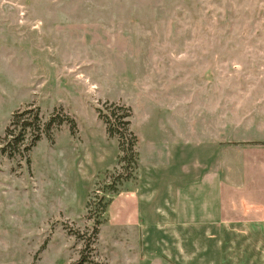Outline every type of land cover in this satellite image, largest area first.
Here are the masks:
<instances>
[{
  "label": "rangeland",
  "instance_id": "374dc122",
  "mask_svg": "<svg viewBox=\"0 0 264 264\" xmlns=\"http://www.w3.org/2000/svg\"><path fill=\"white\" fill-rule=\"evenodd\" d=\"M107 102L132 108L141 154L150 138L170 135L165 118L146 128L156 108L183 115L169 140L189 159L218 142L263 143L264 0H0V264H180L173 241L156 242L155 223H114L118 202L97 235L85 218L86 146L118 150L97 112ZM32 108L44 123L57 113L76 128L64 124L14 153L7 130ZM216 230L181 248L182 264H264L261 228L250 239L234 231L230 253Z\"/></svg>",
  "mask_w": 264,
  "mask_h": 264
},
{
  "label": "crops",
  "instance_id": "0c3cea01",
  "mask_svg": "<svg viewBox=\"0 0 264 264\" xmlns=\"http://www.w3.org/2000/svg\"><path fill=\"white\" fill-rule=\"evenodd\" d=\"M158 109L147 114L145 126L150 128L154 126V120L163 121L165 118L169 121L165 126L171 129L170 135L155 141L153 138L149 139V144H153L149 146V151L143 153L145 156L140 153L137 180L129 190L121 192L113 199V202H118L121 213V217L113 222L131 227L155 223L156 233L162 238L158 240L154 236L156 242L161 245L166 237L173 241L174 257L180 264L184 263L180 249L196 248L198 232L222 229L220 231L225 232L223 235L228 238V245L223 242L222 250L226 252L224 247H228L230 253L232 244L229 241L232 237L235 239L234 231L244 233L242 239L252 237L249 231L252 228H261L264 231V146H230L226 142H218L202 157L195 154L189 159L186 151L180 150L177 153L169 140V137L174 140L176 132H181L176 123L184 119L183 115L177 114L178 111L166 112ZM164 134L169 132L164 131ZM221 150H224L223 155L220 154ZM89 153L91 154L88 155ZM117 154L118 150L112 144L86 146V154L81 158L84 161H80L81 166H89V170L84 172L88 185L82 196L85 203L95 177L115 166ZM146 154H153L152 163ZM75 158L78 159L76 152ZM70 207L75 210L72 202ZM184 232L195 234L184 238ZM172 233L175 234L174 238ZM209 237L214 236L210 233ZM258 239L261 241L263 236L256 234L254 241ZM260 246L263 247V244ZM164 253L160 258L164 257L170 262ZM192 258L187 262L193 261ZM240 259L238 257L237 262Z\"/></svg>",
  "mask_w": 264,
  "mask_h": 264
},
{
  "label": "trees",
  "instance_id": "16d2710c",
  "mask_svg": "<svg viewBox=\"0 0 264 264\" xmlns=\"http://www.w3.org/2000/svg\"><path fill=\"white\" fill-rule=\"evenodd\" d=\"M104 108H97L98 116L104 122L108 136L117 140L118 154L116 165L112 169L97 174L88 195L84 215L86 219L93 221L92 228L95 235L99 233L100 227L107 220V208L110 202L121 192L129 190L137 180L140 162L139 139L132 128V108L109 102ZM67 123L72 124L74 132L76 123L70 117H62L55 113L48 122L44 123L39 109H27L14 115L12 120L14 129L7 130L9 141L5 146L12 147L14 153L17 152L18 146H23L22 152L29 153L43 135L50 136L55 128ZM28 130L30 141L26 144ZM245 145L264 146V142ZM13 152H10V155H13ZM86 261L83 257L74 264H84Z\"/></svg>",
  "mask_w": 264,
  "mask_h": 264
}]
</instances>
